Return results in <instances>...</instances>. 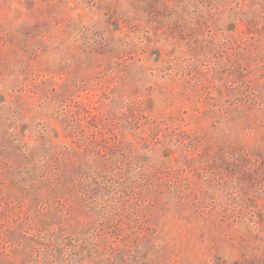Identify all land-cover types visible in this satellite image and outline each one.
<instances>
[{
  "label": "rangeland",
  "instance_id": "obj_1",
  "mask_svg": "<svg viewBox=\"0 0 264 264\" xmlns=\"http://www.w3.org/2000/svg\"><path fill=\"white\" fill-rule=\"evenodd\" d=\"M0 264H264V0H0Z\"/></svg>",
  "mask_w": 264,
  "mask_h": 264
}]
</instances>
